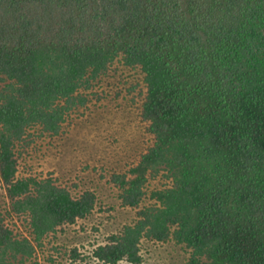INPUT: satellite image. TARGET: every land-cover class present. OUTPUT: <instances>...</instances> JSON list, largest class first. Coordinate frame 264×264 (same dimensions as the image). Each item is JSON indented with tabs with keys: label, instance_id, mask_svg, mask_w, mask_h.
I'll return each instance as SVG.
<instances>
[{
	"label": "trees",
	"instance_id": "trees-1",
	"mask_svg": "<svg viewBox=\"0 0 264 264\" xmlns=\"http://www.w3.org/2000/svg\"><path fill=\"white\" fill-rule=\"evenodd\" d=\"M123 81L112 99L138 105L152 138L112 176L136 220L68 250L72 264H145L168 242L187 264H264V0H0V264L34 263L95 214L94 190L21 159L33 130L65 138Z\"/></svg>",
	"mask_w": 264,
	"mask_h": 264
},
{
	"label": "rangeland",
	"instance_id": "rangeland-1",
	"mask_svg": "<svg viewBox=\"0 0 264 264\" xmlns=\"http://www.w3.org/2000/svg\"><path fill=\"white\" fill-rule=\"evenodd\" d=\"M129 80L133 82L135 78ZM130 85L123 81L122 86L109 84L106 90L102 89V101L93 104L82 119L68 126V134L63 139L44 137L42 128L32 131L29 140L33 142L26 147L21 159V173L56 178L58 183L76 194L94 190L99 203L89 219L71 226L66 233L59 234L56 241L48 238L46 247L38 248V260L28 264H72L68 250L77 246L91 253L97 245L105 243L110 234L136 220V209L121 205L120 190L112 182L114 173H123L137 164L152 143L140 121L139 106L124 99H112L117 90ZM164 182L162 178L151 180L148 195ZM10 205L6 190L0 184V212L5 214ZM148 249L150 254L146 255L145 264H187L185 252L174 242L158 246L150 244Z\"/></svg>",
	"mask_w": 264,
	"mask_h": 264
},
{
	"label": "bare ground",
	"instance_id": "bare-ground-1",
	"mask_svg": "<svg viewBox=\"0 0 264 264\" xmlns=\"http://www.w3.org/2000/svg\"><path fill=\"white\" fill-rule=\"evenodd\" d=\"M18 224V223H17Z\"/></svg>",
	"mask_w": 264,
	"mask_h": 264
}]
</instances>
